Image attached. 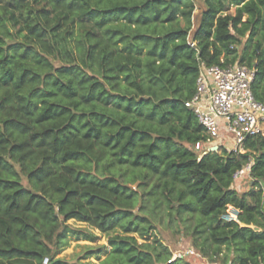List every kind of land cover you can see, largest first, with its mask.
I'll use <instances>...</instances> for the list:
<instances>
[{
  "label": "trees",
  "instance_id": "trees-1",
  "mask_svg": "<svg viewBox=\"0 0 264 264\" xmlns=\"http://www.w3.org/2000/svg\"><path fill=\"white\" fill-rule=\"evenodd\" d=\"M202 2L191 44L197 0H0V264H75L49 243L97 236L71 219L122 228L90 250L101 264H166L130 235L155 228L139 200L191 220L210 259L264 264V135L197 151L208 136L186 106L201 62L254 68L264 101V0Z\"/></svg>",
  "mask_w": 264,
  "mask_h": 264
},
{
  "label": "built area",
  "instance_id": "built-area-1",
  "mask_svg": "<svg viewBox=\"0 0 264 264\" xmlns=\"http://www.w3.org/2000/svg\"><path fill=\"white\" fill-rule=\"evenodd\" d=\"M254 75V68L238 62L225 67L201 62L195 93L186 101L208 136L194 144L195 150H211L220 142L228 150L242 152L249 137L264 135V101L254 95ZM251 166L252 162L240 169L235 179L249 174ZM237 213L224 217L238 220Z\"/></svg>",
  "mask_w": 264,
  "mask_h": 264
},
{
  "label": "rangeland",
  "instance_id": "rangeland-1",
  "mask_svg": "<svg viewBox=\"0 0 264 264\" xmlns=\"http://www.w3.org/2000/svg\"><path fill=\"white\" fill-rule=\"evenodd\" d=\"M198 1L202 2V0ZM234 9L235 7H232L231 11H234ZM53 61L56 65H60L62 63L59 58L53 59ZM220 146L224 145H222L220 142H217L214 149L219 148ZM228 146L231 148L230 145ZM23 181L25 184L29 185L25 176H23ZM249 182L250 176L249 174H245L241 178L235 179L234 186L241 191L247 190ZM132 186L135 190L142 193V189L138 187L137 184H132ZM140 205L141 203L139 200L136 207L137 213L146 215L151 220L150 222L153 224V226H155V228L150 230L148 239L142 238L139 235V232L135 231L131 232L130 235L137 236L139 242H148L152 250L155 249L160 251L162 249V245L166 247L168 252L167 255L163 257L167 260L166 264H168L170 260L179 258L184 262H188V264H228L231 262L230 260L234 258L233 254H228L226 251H224V254L221 257H218L214 260L204 255L200 249L194 245V236L192 235L194 232V224L192 221L186 219L185 217V219H182V216H179L174 210L168 209L166 205L163 204L159 207H155L153 202L147 200L141 206ZM227 213L231 217L236 215L233 206L228 207ZM68 222L76 228H85L87 231L92 232V234L97 236V238L93 241L90 239H85L81 236L79 238L70 235L59 244H56L55 241L50 242L49 245L51 246L55 257L62 258L69 263L101 264L102 261L107 257V254L103 252L100 254V256H97L96 254H90V252H92L90 250H95L99 247L105 246L108 244V239L110 236L117 233H122V228L111 230L109 232H102L99 229L91 227L90 225L72 219ZM202 238L203 236H200L199 241H201ZM192 249H194L196 253H192ZM225 258H228V261L224 262L223 259L225 260ZM47 261L48 257L45 258L44 264H47Z\"/></svg>",
  "mask_w": 264,
  "mask_h": 264
},
{
  "label": "water",
  "instance_id": "water-1",
  "mask_svg": "<svg viewBox=\"0 0 264 264\" xmlns=\"http://www.w3.org/2000/svg\"><path fill=\"white\" fill-rule=\"evenodd\" d=\"M197 4H198V8L194 11V17H193L194 26H193L192 30L190 31V36H189V41L191 44H195L194 35L200 26L201 15H202V12L205 8V5L203 2H199L197 0Z\"/></svg>",
  "mask_w": 264,
  "mask_h": 264
}]
</instances>
